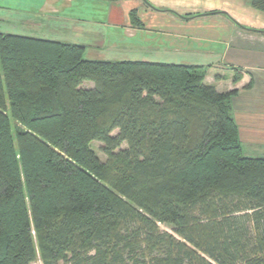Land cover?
I'll use <instances>...</instances> for the list:
<instances>
[{"label":"trees","instance_id":"1","mask_svg":"<svg viewBox=\"0 0 264 264\" xmlns=\"http://www.w3.org/2000/svg\"><path fill=\"white\" fill-rule=\"evenodd\" d=\"M85 50L0 32V264H264V159L233 93Z\"/></svg>","mask_w":264,"mask_h":264},{"label":"crops","instance_id":"2","mask_svg":"<svg viewBox=\"0 0 264 264\" xmlns=\"http://www.w3.org/2000/svg\"><path fill=\"white\" fill-rule=\"evenodd\" d=\"M184 1L96 2L105 3L103 8L108 12L109 27L135 41L134 49L144 44L150 46V51L143 53L145 57L164 56L180 61L172 64L200 66L206 84L214 86L220 93H233L232 117L239 128L243 154L264 159V17L259 18L264 13L253 9L250 0L240 3L227 0L233 1L237 13L231 12L224 0L212 2L201 10L189 8ZM50 4L47 12L51 14L61 8L80 6L76 0H55ZM240 5H244L241 15L238 14ZM131 11H137L135 20L131 19ZM196 20L202 23L197 30L189 32L182 25L184 21ZM172 24H180V28L174 30L176 27ZM118 36H113L117 40L114 47L127 50L122 46L125 42ZM194 55L218 61L205 64L204 60L198 59L202 64L197 65L186 60ZM236 76L238 80L234 81Z\"/></svg>","mask_w":264,"mask_h":264},{"label":"rangeland","instance_id":"3","mask_svg":"<svg viewBox=\"0 0 264 264\" xmlns=\"http://www.w3.org/2000/svg\"><path fill=\"white\" fill-rule=\"evenodd\" d=\"M55 0H0V32L6 34H13L25 37L39 38L49 41L76 44L86 48L84 52V58L93 61H142L147 59L150 62L160 63H175L180 62L177 59H166L161 56L155 59L152 57H145L144 52L150 51L149 45H142L141 48H133L135 41H131L121 35L120 31H115L110 28L107 21L108 12L103 5L105 3L90 1V0H76L80 3L78 8L73 7L61 8L55 14L47 12L50 7V2ZM218 2L220 0H185L188 7L194 10H201L212 2ZM223 1V0H222ZM228 9L233 12L236 6L233 1L224 0ZM244 0H237V3ZM251 2V0H250ZM250 4V3H249ZM240 11L244 10V5H240ZM235 7V8H234ZM44 10V12H43ZM237 13V11L235 10ZM262 13V12H260ZM262 17L259 16L260 20ZM183 27L191 32V30H197L202 26V23L196 21H184ZM174 30L180 28V24ZM119 32V33H117ZM116 34V35H115ZM119 35V39L125 42V49L117 50L114 45L117 41L115 37ZM137 47L139 46L136 44ZM131 46L133 49H131ZM136 47V46H135ZM140 47V46H139ZM152 48V47H151ZM151 53V52H149ZM216 58V57H214ZM198 59L204 60L205 64H212L217 62L215 59L201 58L196 55L192 58H186V60L193 61L194 64H202ZM94 84L86 81L82 87L92 88ZM118 132H114L116 135ZM102 146L99 142H93L91 144L92 149L97 153L102 161L106 160V156L100 152ZM122 148H127V144H123ZM162 231H167L173 234L172 226L159 224ZM32 264H43L39 251L37 250V259Z\"/></svg>","mask_w":264,"mask_h":264}]
</instances>
